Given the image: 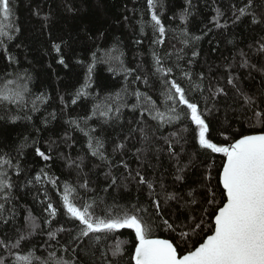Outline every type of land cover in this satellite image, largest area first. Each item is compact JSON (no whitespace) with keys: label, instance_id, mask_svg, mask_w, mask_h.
I'll list each match as a JSON object with an SVG mask.
<instances>
[{"label":"trees","instance_id":"1","mask_svg":"<svg viewBox=\"0 0 264 264\" xmlns=\"http://www.w3.org/2000/svg\"><path fill=\"white\" fill-rule=\"evenodd\" d=\"M12 3L14 15L10 23L19 31L14 32L8 28V34L13 38H3L0 46V87L8 79H15L16 73L27 72L31 77L29 88L32 95L43 94L47 99L39 104L38 111L27 113L31 115V120L24 118L25 112L12 109L9 116L21 117L13 122L9 116L4 115L5 107L0 106V153L16 157L17 149L24 145L19 163L25 170L19 178L14 172L10 173L19 186L14 190L12 203L6 205V208L14 209L15 215L7 224L0 222V239L8 237L14 241L19 235L17 230L26 233V219L31 214L40 227L36 234L24 242L21 254L26 255L31 249L39 257H46L48 252H56L58 257L72 259L70 247L66 253L58 251L60 245L68 244L79 226L61 208L60 192L65 182L76 185L87 178L89 187L95 191L85 192L80 189V195L85 199L96 196L107 205L115 202L120 206H128L139 202L149 206L146 187L137 185L134 179L129 178V173L134 177L136 171H141L155 181L161 197L166 190L175 191L187 198V193L194 189V195L202 200L206 195L203 187L206 183L205 173L211 165V184L219 195L218 172L222 157L199 148L194 139V126L188 120L160 128L147 113L141 117L139 110L133 112L129 107H122L120 118L108 123L104 122L103 117L93 116L87 125L96 129L93 135L102 139L104 154L111 164L93 157L87 148V137L68 121L74 119L84 126L83 118L92 116L97 103L109 97L114 98L116 93H123L125 88L129 93L135 90L147 93L164 111L158 78L153 75L152 50L155 49L165 59L167 66L173 67L175 77L181 78L180 69H184L194 77L203 73L206 88L209 83L225 87L227 95H221L215 101L209 99L207 105L199 93L190 94V99L198 102L202 109H211L206 120L210 125V138L213 142L227 143L220 135L221 132L232 136L236 129L243 132L258 131L248 127L245 120L251 113L241 107L242 101L235 89L226 84L230 66L232 75L238 77V87L264 101V75L259 71L264 68V54L256 53L259 43L264 40V25L253 24L251 16L235 21L232 6H242L241 0H191L190 15L186 22L181 21L180 15L189 7L187 0H158L156 10L166 28L162 45L153 44L158 33L154 35L151 27L147 0H12ZM253 5L251 11L259 18L264 12V0H253ZM217 9L223 13L219 21L221 27L214 23ZM4 23L8 24L9 21ZM141 24L144 25L143 33L140 31ZM185 30L189 33L187 38L199 36L200 39H190L189 44L184 45L181 40L186 38L182 35ZM137 40L142 42L136 43ZM53 44L61 46L60 53L53 49ZM193 51L198 52L195 59L192 57ZM94 53L97 62L86 89L88 95L77 97V91L85 84L87 67L93 62ZM107 53L113 56L123 53L121 59L125 67L133 70L131 74L120 71L119 62H113L116 71H109V64L103 62ZM167 53L172 55L169 57ZM242 53L247 54L255 69L239 67ZM7 55H11L15 62L10 63ZM178 56L181 58L177 59ZM60 58L64 59L65 64L58 62ZM136 76L147 77L150 86H145L142 80L136 81ZM181 82L187 83L183 80ZM204 95H208L207 91ZM73 99H76L75 104L72 103ZM125 102L130 106L136 102L135 97L128 95ZM110 103L112 107L116 106V102ZM140 129L146 134L147 141L141 138ZM173 134L183 137L175 145L182 165L191 160L184 173L183 183L174 180L175 160L168 156L167 151H157L167 148L165 139L171 138ZM121 143L125 145L123 150L116 148ZM35 146L50 152L52 159L45 162L38 157ZM70 161L81 163V168L69 167ZM121 162L127 164V169ZM41 168L59 178L57 187L46 181L25 185V179H33ZM106 173L116 177L117 185L104 192L103 189L110 183ZM161 183L164 189L160 188ZM124 184L128 187L127 191L121 187ZM45 191L47 200L59 210L51 225L44 223L47 213L43 210L41 200H45ZM198 208L196 206L193 212L196 216L200 215ZM169 210L173 218L178 220H184L189 215V209L175 202H171ZM58 228L71 231L59 232L55 240L49 241L48 232H55ZM155 232L159 238L179 242L176 233L164 230L159 224V218ZM133 235L126 229L116 233L121 240L128 241L124 245L126 253L122 264H129ZM200 238L194 236L187 245L181 242V250L185 246L190 247ZM4 255L7 254L0 253V258Z\"/></svg>","mask_w":264,"mask_h":264},{"label":"snow or ice","instance_id":"2","mask_svg":"<svg viewBox=\"0 0 264 264\" xmlns=\"http://www.w3.org/2000/svg\"><path fill=\"white\" fill-rule=\"evenodd\" d=\"M157 2L158 0H147V5L154 35L158 33L155 35L153 44L162 45L166 28L156 10ZM187 2L189 7L185 8L180 15L182 22H186L190 15L191 0H187ZM241 4L242 6L239 7L232 6L235 21H239L245 16H251L253 24L264 25V12L258 18L251 11L254 7L253 0H246V2L241 0ZM13 15L12 0H0V46L3 44V38L6 37L8 40L13 38L8 34V28L14 32L19 31L10 23ZM222 15L223 13L217 9L216 17H214V23L217 27L222 26L219 22ZM44 19L47 20L48 17H44ZM5 21H9V23L5 24ZM140 31L141 33L144 31L143 24H141ZM182 35L186 37L181 40L184 45H188L190 39H200L199 36L187 38L189 33L186 30L182 32ZM141 42L140 40L136 41V43ZM53 49L60 53L61 46L53 44ZM4 52L7 54L6 48ZM256 53L264 54V40L259 43ZM122 55L123 53L116 56L107 53V58L103 62L109 64V71H116L113 62H119V70L130 75L133 70L124 66L121 59ZM166 55L170 57L172 54L167 53ZM241 55L239 67L255 69V65L251 64L247 54L242 53ZM196 56H198V52L193 51V59ZM180 58V56L177 57V59ZM7 59L10 63L15 62L11 55H7ZM152 59L153 75L158 78L164 111L147 93H142L139 90L129 93L128 89L125 88L123 93H116L114 98L109 97L106 101L97 103L93 108L92 116L83 118L84 126H81L80 122L74 119L69 120L68 123L87 137V148L93 157L111 164V161L104 154L102 139L93 135L96 129L87 125V121L93 116L103 117L104 122L108 123L112 119L120 118L122 107H129L133 112L139 110L141 117L147 113L160 128L188 120L194 126V139L199 148L222 157L218 172L219 195L211 184L213 179L211 165L205 173L206 183L203 187L206 189V195L202 200L197 199L194 195V189L187 193V198L175 191L167 192L166 190L161 197L156 190L155 181L149 179L141 171H136L134 177H131V173H129V178L134 179L137 185L146 187L149 193V206L139 202L130 203L128 206H120L115 202L107 205L102 198L98 199L96 196L85 199L80 195V189L85 192L95 191L89 187L87 178L76 185L65 182L60 192L61 208L64 210V214L77 221L79 226L68 244L60 245L58 251L66 253L70 247L72 259L58 257L56 252H48L46 257H39L35 254V250L31 249L26 255L21 254L25 246L24 242L36 234L40 227L36 224L35 217L29 214V218L26 219V233L17 230L19 235L14 241H10L8 237L0 239V253L7 254L0 258V264H122V259L126 253L124 245L128 241L121 240L116 236V233L125 229L134 234L133 251L130 255L129 264H264V101L238 87V77L232 75L229 66L226 84L235 89L242 101L241 107L251 113L245 120L248 127L259 130L243 132L236 129L232 136L221 132L220 135L227 143L213 142L210 138V125L206 120L211 109L207 107L202 109L198 102L190 99V94L199 93L207 105L209 99L215 101L221 95L226 96L225 87L209 83L206 88L203 73L194 77L190 71L184 69H180L181 78L175 77L173 67L167 66L165 59L155 49L152 50ZM58 62L65 64L63 58H60ZM96 62L97 57L94 53L93 62L87 67L85 84L77 91V97L88 95L86 89L89 86ZM259 71L264 75V68L259 69ZM8 75L11 76L12 74L8 73ZM135 79L136 81L142 80L145 86H150L147 77L136 76ZM181 80L187 83H182ZM30 82L31 77L27 72L16 73L15 79H8L0 87V106L5 107V116H9L11 110L15 109L17 112H25L24 118L31 120V115L27 113L38 111L39 104L46 102L47 98L43 94L32 95L29 88ZM205 91H207V96L204 95ZM128 95L134 96L136 101L130 106L125 102V97ZM113 101L116 102L115 107L111 106L110 102ZM29 103L31 104L30 109H28ZM72 103L75 104L76 99H73ZM52 115L54 118L55 114ZM9 118L13 122L21 119L19 115H10ZM132 131H136V129ZM139 131L141 138L147 141L148 138L143 129ZM182 139L183 137L173 134L171 138L165 139L166 149H157L158 152L167 151L168 156L175 160L174 180L179 183H183L184 173L191 164V160H189L188 164L182 165L180 153L175 151V145L179 144ZM25 142H27V138H25ZM35 144L34 141L33 145ZM124 147L123 143L116 146L119 150H123ZM23 148L24 145H21L17 149L16 157L7 153H0V222L5 224L15 215L14 209L6 208V205L12 203L14 190L19 186L10 173L14 172L15 176L19 178L25 171L19 163V156L22 155ZM35 154L45 162L52 159L50 152L41 150L39 146H35ZM121 163L127 169V164ZM68 166H75L79 169L81 163L70 161ZM105 175L110 180L107 187L103 189L104 192H107L108 188L117 185V179L111 173ZM58 180V177L49 175L41 168L33 179H25V185L42 184L46 181L53 187H57ZM121 187L125 191L128 190L126 184L121 185ZM160 188L164 189L162 183ZM45 200H47L46 191ZM45 200H41V203L44 204L43 210L47 213L44 223L51 225L59 210L50 200L47 202ZM171 202L189 209V215L184 220L173 218V213L169 210ZM101 205L104 206L100 207ZM196 206H199V216L193 214ZM157 218H159V224L164 230L176 233L179 242L159 238L156 235ZM63 231L71 230L58 228L55 232L49 231V241L55 240L57 234ZM194 236L201 238L192 243L190 247L185 246L181 250V242L187 245ZM110 240L113 242L109 243Z\"/></svg>","mask_w":264,"mask_h":264}]
</instances>
